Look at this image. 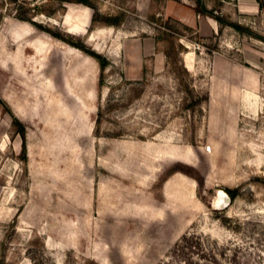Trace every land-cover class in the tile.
Returning a JSON list of instances; mask_svg holds the SVG:
<instances>
[{"label": "rangeland", "instance_id": "374dc122", "mask_svg": "<svg viewBox=\"0 0 264 264\" xmlns=\"http://www.w3.org/2000/svg\"><path fill=\"white\" fill-rule=\"evenodd\" d=\"M135 1L0 0V264H264V0L210 39ZM143 32L166 65L131 80Z\"/></svg>", "mask_w": 264, "mask_h": 264}, {"label": "crops", "instance_id": "0c3cea01", "mask_svg": "<svg viewBox=\"0 0 264 264\" xmlns=\"http://www.w3.org/2000/svg\"><path fill=\"white\" fill-rule=\"evenodd\" d=\"M216 1L223 2L226 8L231 7L237 21L240 15L241 22L249 16L260 14L262 10L261 0H136L135 6L141 14L153 11L190 27L200 39H210L222 33H230L231 36L236 34L237 31L232 26L221 23L223 10L215 8ZM63 17L65 25L70 23L73 28L79 29L89 23V9L83 4L78 7L70 5ZM115 52L122 54V69L125 77L131 80L144 76L148 61H152L153 69L157 72L162 71L166 65V52L161 48L160 38L151 33L143 32L125 38L116 47Z\"/></svg>", "mask_w": 264, "mask_h": 264}, {"label": "trees", "instance_id": "16d2710c", "mask_svg": "<svg viewBox=\"0 0 264 264\" xmlns=\"http://www.w3.org/2000/svg\"><path fill=\"white\" fill-rule=\"evenodd\" d=\"M78 3H83L86 5H89L88 0H77ZM262 1H260V5L262 6ZM221 20V19H220ZM232 27H234L235 29L239 30V31H243L244 27L242 25H240L239 23H231L230 24ZM186 29H191L190 27L186 26ZM84 51L86 53H88L91 56H94L95 58H99L100 59V55L98 53H95L94 51H90V50H85ZM101 60V59H100ZM101 65H102V69L105 68V66L107 65V61L102 59L101 60ZM25 130L22 129V137L25 138ZM24 149H26V145L25 142L23 143ZM226 191L230 194V196L232 197V199H234L237 195V190L236 189H230V188H226Z\"/></svg>", "mask_w": 264, "mask_h": 264}, {"label": "water", "instance_id": "95a60500", "mask_svg": "<svg viewBox=\"0 0 264 264\" xmlns=\"http://www.w3.org/2000/svg\"><path fill=\"white\" fill-rule=\"evenodd\" d=\"M220 197L222 198L221 202L219 203V205H216L218 208L227 207L231 203V201L233 200L232 197L230 196V194L226 190L225 191L223 190V194L220 195Z\"/></svg>", "mask_w": 264, "mask_h": 264}, {"label": "bare ground", "instance_id": "6f19581e", "mask_svg": "<svg viewBox=\"0 0 264 264\" xmlns=\"http://www.w3.org/2000/svg\"><path fill=\"white\" fill-rule=\"evenodd\" d=\"M222 194H223V190L219 189L218 192H217V195H216V197L214 199V205H219V203L221 202V199H222L221 198L222 196L220 197V195H222Z\"/></svg>", "mask_w": 264, "mask_h": 264}, {"label": "built area", "instance_id": "2783aa9c", "mask_svg": "<svg viewBox=\"0 0 264 264\" xmlns=\"http://www.w3.org/2000/svg\"><path fill=\"white\" fill-rule=\"evenodd\" d=\"M197 45H199V44L197 43Z\"/></svg>", "mask_w": 264, "mask_h": 264}]
</instances>
